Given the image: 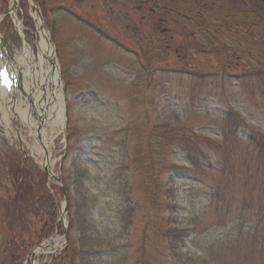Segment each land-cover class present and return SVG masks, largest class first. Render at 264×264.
<instances>
[{"label": "rangeland", "instance_id": "rangeland-1", "mask_svg": "<svg viewBox=\"0 0 264 264\" xmlns=\"http://www.w3.org/2000/svg\"><path fill=\"white\" fill-rule=\"evenodd\" d=\"M10 3L7 0L5 10ZM215 3L212 9L193 8L199 14L193 19L189 15L195 16L194 12L186 6L153 16L147 5L135 0H45L44 9L33 1L36 10L27 0H19L15 18H0V49L8 52L10 62H15V52L23 44L34 50L38 62L37 19L41 23L58 66L64 104L62 126L43 122L37 124L36 132L25 119L11 114L5 121L0 116V264H11V255L20 256L22 264H32L30 251L53 236L61 246L56 248L53 242L50 251L35 252L33 264H50L67 246L68 204L62 214V178L71 183L76 209L87 212L92 226L89 246L81 247L78 233L71 232L75 246L81 249L74 264H257L261 258L258 245L246 238L247 226L253 225L247 218L250 221L254 216L239 205L256 200L264 191V163L257 168L258 164L253 165L252 178L244 167L251 165L249 156L255 152L250 130L264 136V24L255 31L262 39L236 35L234 27L229 33L227 25L239 22L240 12L247 7L242 0ZM229 7L239 13L229 14L223 31H217L222 52H210L214 46L206 42L196 50L192 37L204 35L190 20L202 23L200 27L205 29L224 22ZM148 45V50L151 45L158 48V62L146 58ZM149 63L159 71L152 73ZM229 109L250 127L243 125L237 135L221 141ZM27 112L24 117L34 123V115L29 118ZM148 123L182 125L210 141L202 146L209 167L198 168L183 180L169 174V181L163 175L166 185L173 182V197L166 198L172 210H163L165 224L174 221L188 229L184 245L174 250L145 221L148 197L137 187L140 175L131 169L116 172V166L125 163V153H131L139 140H146ZM69 128L75 132L70 140ZM68 144L72 146L67 148ZM45 145L50 171L62 183L42 171ZM167 157L175 164L190 166L181 153ZM75 163L88 165L90 174H99L96 189L93 179L86 180L83 188L74 187ZM118 175L132 183L130 190L123 188L125 195L113 190L116 183L104 181ZM230 182L237 185L234 191ZM83 189L107 195L98 194L84 204ZM47 197L57 205L55 231L34 243V232L40 227L36 216L47 210ZM232 199L236 205L229 202ZM127 203L137 205L129 218L124 213ZM19 206L23 207L20 219L16 215ZM228 236L242 243H227ZM83 253L87 261L81 263Z\"/></svg>", "mask_w": 264, "mask_h": 264}, {"label": "trees", "instance_id": "trees-1", "mask_svg": "<svg viewBox=\"0 0 264 264\" xmlns=\"http://www.w3.org/2000/svg\"><path fill=\"white\" fill-rule=\"evenodd\" d=\"M38 5H40L44 9V1L45 0H33ZM138 1L139 4H145L152 10V15L155 16L154 13H159L160 16L165 15L167 13H170L171 7L175 6H186L188 8H191V10L194 12L193 8H204L203 10H207L208 6L214 7L218 0H135ZM247 2V8L244 11L240 12V15L242 16L239 22L234 23L232 26L227 25V17L229 14L232 16L239 13L236 9L229 7L227 9V12L230 11V13L226 14L223 18L224 22L221 23H215L208 25L205 29L200 27L202 23L198 24V21H194L193 19L199 18V14L197 12H194V15H189V18H193L190 20L191 23H194L196 28H198L200 31L198 33H202L204 35L198 37V35L192 37V42L194 44L195 49H199L202 43H208L209 46H214L213 51L209 49L212 53L222 52L221 47L223 42H221L219 33H217L218 30L220 32L223 31V27L227 25V32H232V28L234 27V33L236 35L240 36H248L252 40H258L262 39V37L257 36L255 33L258 28L262 27L264 24V0H245ZM214 4V5H213ZM7 6V0H0V12L3 11ZM232 8V9H230ZM162 15H161V14ZM221 21V20H220ZM197 22V23H196ZM222 24V25H220ZM213 31V32H212ZM206 35V36H205ZM210 35V36H207ZM248 36L246 38H248ZM250 38L248 40H250ZM246 40V39H245ZM211 46V47H212ZM143 47L141 46V49ZM146 47L145 49V55L148 59L149 57H152L155 62H158L161 58H159L158 54V48L152 47V49H149ZM177 50V48H175ZM167 50V49H164ZM178 51V50H177ZM228 53V51H226ZM148 54V55H147ZM152 73H157L159 71L158 66L154 64V67L151 63H149ZM167 65V64H166ZM148 71V70H147ZM162 69H160V72ZM163 72V71H162ZM255 75V74H253ZM259 75V73H257ZM225 125L223 130V140H226L230 135H237V130L239 127L243 126L245 124V121L240 115L233 110L229 109L227 110L225 117ZM148 132L146 133V140L141 142L138 139L140 136L137 137L136 142L137 146L134 147L133 151L131 153H125V163L122 165L119 164L116 166V172L121 173L122 171H130L133 174H138L141 177L140 183L138 184V188L140 191L146 195L147 203H148V217L145 219V221L148 223H151L152 229L154 232H157L158 234H162L163 238H166L168 246L170 249H178L179 247L184 245V240L187 237V228H182L180 225H175L174 221L173 224H165V218L163 217V210H169L171 212L172 210V203L171 201H168L166 198L173 197L172 192V184L173 182H169V186L166 185L163 182V175L168 177L169 174H173L176 177L180 179H187L186 177L189 175V173L194 172L198 168L205 169L211 165V162H209V159L207 157V153L204 151L202 146L206 144V142H210L208 137H201L200 135L194 133V131L191 128L184 127L182 125H170L167 123H148ZM244 127H250L244 125ZM69 135L68 139L70 140L71 137L74 136L75 132L73 128H69ZM250 143L254 144L253 147V155L249 156L251 165H244L245 172H248L250 174L249 178L253 177L254 169L253 165H257L259 167V164L264 163V136L260 134L258 131L253 130V128L250 130ZM213 142H218L212 140ZM72 145L68 144L67 148H70ZM178 148L179 150L176 152V150H171V148ZM81 148V152H82ZM175 154V153H181L184 155L185 160L190 163V166L181 165V164H175L168 159L169 154ZM85 161V160H84ZM83 161V162H84ZM96 165H93L94 167L99 168V165L95 163ZM74 168L73 171V182L72 184L76 188V185L83 188L84 183L86 180L93 179L95 189L97 188L96 184L99 181V174L95 173L90 174L88 171L89 167L88 165H78L74 164L72 165ZM255 168V169H256ZM62 170V168H61ZM242 173V172H241ZM132 174V175H133ZM243 174V173H242ZM264 178V176H263ZM124 179V175H121L116 178L112 177H106L104 179L105 183L108 184H114L116 183L117 188L113 189L116 190L118 195H125L127 192L123 191V188L127 187L129 190L131 189L132 183H130V180ZM169 181L171 180L170 177L167 178ZM63 184L66 188L67 192V198H68V219H69V225L67 229V246L56 256H54L50 262V264H74L75 258L79 257V253H81V249H78L75 246V240L72 237V230H74L76 233H78V241H80L81 247L83 246H89L91 243V240L88 235V231L92 228L91 223L89 222L87 217V212L82 211L80 208L76 209V204L74 203L73 197L70 190L71 183L66 182L64 178H62ZM245 180V179H244ZM246 181V180H245ZM243 182V181H242ZM76 184V185H75ZM115 185V186H116ZM228 185H232V190H235L234 186H237L234 184V182L228 183ZM240 185V184H239ZM247 184L242 185V188H246ZM41 187V186H40ZM264 188V183H263ZM41 189V193L44 189ZM86 190V189H85ZM84 189L81 190L82 201L84 204L86 200L92 201V198H96L98 194H106L105 192L99 191L98 193L95 192V194L90 193L88 190L85 191ZM115 193V191H114ZM234 193H232L233 195ZM248 194V192H247ZM235 195V194H234ZM231 198V197H229ZM228 198V199H229ZM248 200V199H247ZM247 200H244V203H241L239 207L241 206L242 210H249L253 214L254 219H251L250 221L247 218V221L249 223H253L251 226H247V232H246V238L249 240L250 244L253 246L258 245L259 254H261V258L258 257V261L260 260L259 264H264V214L257 215V213H264V191L263 194L260 195L258 193L257 199L251 202L249 200V203H247ZM48 204V208L45 212L40 213L39 215L37 213L36 219L38 220L40 227L34 232L35 241L34 243H39L43 239L49 237L52 235L55 231L56 227V217H57V205L54 204L53 201L49 197H47L46 200ZM230 203H237L236 200L232 199L229 201ZM75 206V209H74ZM137 206L135 205H125L124 213L129 218V212L133 209H136ZM22 206H19L16 211V215L19 216V219L22 217ZM256 213V214H255ZM124 215V216H125ZM16 216V219H18ZM167 221V220H166ZM59 226V225H58ZM227 243L232 244V242H237V244H240V239H234L228 236ZM229 244V245H231ZM261 244V245H260ZM84 252H86V249H83ZM224 254V252H223ZM85 253H83V257L80 260L82 263V260L87 261V258L84 257ZM89 255V254H88ZM11 264H22L21 257L16 255H11Z\"/></svg>", "mask_w": 264, "mask_h": 264}, {"label": "bare ground", "instance_id": "bare-ground-1", "mask_svg": "<svg viewBox=\"0 0 264 264\" xmlns=\"http://www.w3.org/2000/svg\"><path fill=\"white\" fill-rule=\"evenodd\" d=\"M19 0H11L10 16L15 18V6ZM32 6L30 0H27ZM13 5V7H12ZM36 40L38 45V62L33 58L34 50L26 44H23L20 50L15 52L17 58L15 62L9 64V67L16 74L17 86L7 91L0 87V116L7 121L9 116L13 114L31 128L32 132H36L37 124L50 123L57 127L63 124V107L61 99V82L58 76V66L53 57V49L49 43L48 35L43 29L39 28L37 19ZM28 111V112H27ZM28 113L29 118L34 115V123H29L25 113ZM28 118V119H29ZM6 124V123H5ZM33 127V128H32ZM60 129V128H59ZM56 130L58 134L60 131ZM39 135V134H38ZM44 157L41 162L50 170L49 154L46 152L48 146H44ZM54 247L59 248L57 240L52 238L39 247L35 252L50 251L52 243ZM33 264V263H32ZM36 264V263H34Z\"/></svg>", "mask_w": 264, "mask_h": 264}, {"label": "water", "instance_id": "water-1", "mask_svg": "<svg viewBox=\"0 0 264 264\" xmlns=\"http://www.w3.org/2000/svg\"><path fill=\"white\" fill-rule=\"evenodd\" d=\"M12 7H13V5H12ZM9 10H10V8L6 12H4V14H7L9 12ZM42 168H43V171L45 173H47L48 176H50L51 178L54 179V181H57L59 183L61 182V181H59L60 179L57 176L52 175L50 173V171H49V169H48V167L46 165H42ZM62 191H63V194H64V200H65L64 201V207H63V210H62V214H65L66 213L65 211H66V208H67V197H66V194H65V191H64V188L63 187H62ZM64 234H65V240H66V230H64ZM42 246H43V244H40L36 248H39V247H42ZM33 254H34V249L32 251H30V253H29V255H30L29 257H30V260L31 261L33 259Z\"/></svg>", "mask_w": 264, "mask_h": 264}, {"label": "snow or ice", "instance_id": "snow-or-ice-1", "mask_svg": "<svg viewBox=\"0 0 264 264\" xmlns=\"http://www.w3.org/2000/svg\"><path fill=\"white\" fill-rule=\"evenodd\" d=\"M0 77L3 78L5 84L8 83V79H7V73H6V71L0 72Z\"/></svg>", "mask_w": 264, "mask_h": 264}, {"label": "flooded vegetation", "instance_id": "flooded-vegetation-1", "mask_svg": "<svg viewBox=\"0 0 264 264\" xmlns=\"http://www.w3.org/2000/svg\"><path fill=\"white\" fill-rule=\"evenodd\" d=\"M162 22H163V21H160V22H158V21H157V24H159V23H161V24H162Z\"/></svg>", "mask_w": 264, "mask_h": 264}]
</instances>
